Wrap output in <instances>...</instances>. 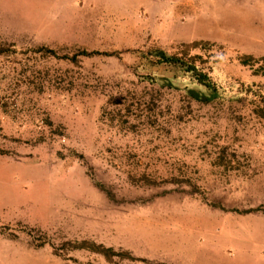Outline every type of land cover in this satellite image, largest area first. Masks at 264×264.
Listing matches in <instances>:
<instances>
[{
    "label": "rangeland",
    "instance_id": "rangeland-1",
    "mask_svg": "<svg viewBox=\"0 0 264 264\" xmlns=\"http://www.w3.org/2000/svg\"><path fill=\"white\" fill-rule=\"evenodd\" d=\"M0 46V264H264V0H0Z\"/></svg>",
    "mask_w": 264,
    "mask_h": 264
},
{
    "label": "trees",
    "instance_id": "trees-1",
    "mask_svg": "<svg viewBox=\"0 0 264 264\" xmlns=\"http://www.w3.org/2000/svg\"><path fill=\"white\" fill-rule=\"evenodd\" d=\"M47 49L50 53H54L53 50ZM1 52H3V48L0 46ZM81 53L97 52L81 50ZM137 56L141 69L146 70L142 74V78L150 83L180 88L187 97L203 103L224 98L222 85L211 79L208 71L195 64L194 57L191 55L169 54L159 48H151L145 52H137ZM70 59H74V56H71ZM78 245L77 247H88L90 251L101 254L107 260L111 259L113 255H120V252L114 251L111 247H104L92 242L88 244L84 240L78 242Z\"/></svg>",
    "mask_w": 264,
    "mask_h": 264
}]
</instances>
